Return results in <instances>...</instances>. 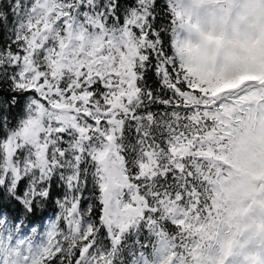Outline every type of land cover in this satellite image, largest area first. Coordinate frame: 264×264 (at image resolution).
<instances>
[{
    "label": "snow or ice",
    "instance_id": "obj_1",
    "mask_svg": "<svg viewBox=\"0 0 264 264\" xmlns=\"http://www.w3.org/2000/svg\"><path fill=\"white\" fill-rule=\"evenodd\" d=\"M249 14L264 0H0V264H234L221 183L237 140L264 146Z\"/></svg>",
    "mask_w": 264,
    "mask_h": 264
},
{
    "label": "clouds",
    "instance_id": "obj_2",
    "mask_svg": "<svg viewBox=\"0 0 264 264\" xmlns=\"http://www.w3.org/2000/svg\"><path fill=\"white\" fill-rule=\"evenodd\" d=\"M192 23H197L195 17ZM234 23H237L234 14H225L223 20L218 21V29L231 37ZM238 23L241 32H246L252 38H260L264 21L249 14ZM200 27L207 30L203 20L200 21ZM190 33L195 56V46L200 43L199 32L193 27ZM261 152H264V146L259 143L251 139L237 140L233 148V158L241 170H234L232 177L225 180L220 188V203L226 213L224 219L230 225L227 233L225 226H221V241L226 257L232 258L234 264H241L250 239L264 241V194L255 189L254 181L243 171L249 168L252 153L257 155L254 166L257 170L260 169L259 161L264 159V156L260 155Z\"/></svg>",
    "mask_w": 264,
    "mask_h": 264
},
{
    "label": "trees",
    "instance_id": "obj_3",
    "mask_svg": "<svg viewBox=\"0 0 264 264\" xmlns=\"http://www.w3.org/2000/svg\"><path fill=\"white\" fill-rule=\"evenodd\" d=\"M252 140H253L254 142H256V143H259V138H253ZM260 155H261V156H264V152H261ZM256 161H257V155H256V153H252L251 163H250V165H249V168L246 169V170H243V171H245V174H246V175H248V176L251 177L252 180H254L255 174H256L258 171H260V170H264V159H261V160L259 161V163H260V165H261V167H260L259 170H257V168L254 166V164H255ZM231 163H232V166H233V171H234V170H237V171L241 170V169H238V165H237V163H236V160L233 158V155H232V158H231ZM230 178H231V177H230ZM230 178H228V179H230ZM223 182H224V181H223ZM223 182H222V183H223ZM222 183H221V185H222ZM146 237H147V234L145 233V234H142V235L139 237V239L141 240L142 243H149V244H150V243L153 242V240H152L151 238L146 239ZM137 250H140L139 246H138V249H137ZM125 260H126V256H125ZM117 264H119V261L117 262Z\"/></svg>",
    "mask_w": 264,
    "mask_h": 264
}]
</instances>
